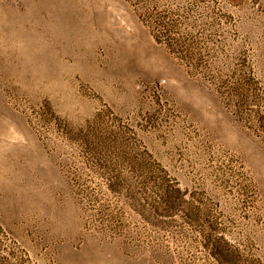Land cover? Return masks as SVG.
<instances>
[{
  "label": "rangeland",
  "instance_id": "1",
  "mask_svg": "<svg viewBox=\"0 0 264 264\" xmlns=\"http://www.w3.org/2000/svg\"><path fill=\"white\" fill-rule=\"evenodd\" d=\"M0 264H264V0H0Z\"/></svg>",
  "mask_w": 264,
  "mask_h": 264
}]
</instances>
